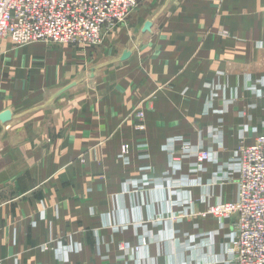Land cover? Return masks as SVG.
Listing matches in <instances>:
<instances>
[{
    "label": "crops",
    "instance_id": "obj_1",
    "mask_svg": "<svg viewBox=\"0 0 264 264\" xmlns=\"http://www.w3.org/2000/svg\"><path fill=\"white\" fill-rule=\"evenodd\" d=\"M135 17L99 46L0 42V264H123L122 242L140 247L124 264H232L231 220L190 214L235 200L218 176L264 133V0ZM200 148L217 150L199 165Z\"/></svg>",
    "mask_w": 264,
    "mask_h": 264
},
{
    "label": "built area",
    "instance_id": "obj_2",
    "mask_svg": "<svg viewBox=\"0 0 264 264\" xmlns=\"http://www.w3.org/2000/svg\"><path fill=\"white\" fill-rule=\"evenodd\" d=\"M140 2L0 0V42L8 40L15 45L55 43L99 46L105 40L106 30L123 22ZM130 116L134 119L135 130H147L143 108L134 110ZM214 138L220 141L219 137ZM131 148L130 143L124 144L120 158L130 159ZM185 148L188 146L183 145ZM216 150H195L197 163L200 165L211 160ZM167 151L171 154V168L178 169L182 159L173 145ZM234 158L237 166L229 169L225 175H219L218 179L237 183L235 200L209 201L205 209L194 210L190 216L231 220L230 262L264 264V133L256 135L249 143L241 139L234 149ZM141 169L153 170L151 166ZM180 216L174 215L172 219ZM143 243H147L146 239ZM139 249V246L122 242L119 245L122 256L118 260L124 264L126 257L134 256Z\"/></svg>",
    "mask_w": 264,
    "mask_h": 264
},
{
    "label": "rangeland",
    "instance_id": "obj_3",
    "mask_svg": "<svg viewBox=\"0 0 264 264\" xmlns=\"http://www.w3.org/2000/svg\"><path fill=\"white\" fill-rule=\"evenodd\" d=\"M142 1V0H141ZM141 3V2H140ZM140 3H139V5H140ZM138 5V6H139ZM138 6L128 15V17L123 21V22H121L120 24H118V25H116V26H113L112 28H110V29H108V30H106V32H105V40L107 41V40H109V37L112 35H114L115 33H118V30H119V28H123V27H126V26H129V27H131L132 25H130V24H132L133 22H135L136 21V15H137V11H138ZM132 29H134V26H132L131 27ZM136 28H137V24H136ZM135 30V29H134ZM129 33V32H128ZM132 34H139V30L137 31V33L136 32H134V33H132ZM104 40V41H105ZM104 43V42H103ZM207 204V203H206ZM206 207H207V205H206Z\"/></svg>",
    "mask_w": 264,
    "mask_h": 264
},
{
    "label": "water",
    "instance_id": "obj_4",
    "mask_svg": "<svg viewBox=\"0 0 264 264\" xmlns=\"http://www.w3.org/2000/svg\"><path fill=\"white\" fill-rule=\"evenodd\" d=\"M150 28H151V22H147V23L145 24V26H144V31H148V30H150ZM129 57H130V52H125V53L122 55V60L128 59ZM2 119H3L4 121L9 120V119H10L9 114H4V115L2 116Z\"/></svg>",
    "mask_w": 264,
    "mask_h": 264
}]
</instances>
